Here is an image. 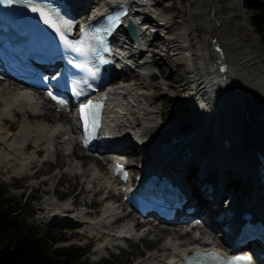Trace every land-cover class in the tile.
<instances>
[{"label":"bare ground","instance_id":"obj_1","mask_svg":"<svg viewBox=\"0 0 264 264\" xmlns=\"http://www.w3.org/2000/svg\"><path fill=\"white\" fill-rule=\"evenodd\" d=\"M101 1L102 6L94 11L95 14H99L114 2L119 3L120 0ZM121 1H126L131 6L130 16L136 26L139 39L132 42L130 53L118 54L122 60L120 63H124L126 68L122 73L115 74L116 80L108 85L105 91L106 124L120 139V154L127 160V154L132 150L140 158H143L145 151L153 152L154 155L162 152L169 156L172 151L186 145L192 149L194 159L182 165L172 164L180 173V178L186 179V185L192 188L191 180H198V177L205 175L207 180L215 183L216 197L223 191L219 196L221 198L227 190L236 191V188H232L231 181H237L242 190L241 195L237 194V198L240 203H244L246 195L251 192L249 188L253 187V184L248 186L250 181L245 169H254L253 152L259 150L264 153V106L252 97L253 85L250 84L256 78L260 83H264V66H257L260 61L257 59L258 56L246 52L245 56L235 57L231 61L217 44L212 47L214 48L212 55L221 64L218 66L192 64L189 59L192 44L187 34L181 47H176L183 50V55L187 57V75L182 80H187L186 84L189 85L187 89L197 85L195 105L203 104L205 108L198 118H195L201 126L188 135H181L178 133V130L182 129L181 122H173L164 127L161 120L156 118L159 110L148 104V85L136 81L135 77L132 78L127 73L131 71L130 65L146 73L147 70L150 71L149 64L155 63L160 67L162 62H167L168 58L165 56L173 50L179 32L170 31L171 26L168 24H157V17L150 15L154 8L147 2ZM90 3L89 15L93 13L95 5H99L95 0L91 3L93 6ZM160 28L163 34H160ZM123 34L120 32L117 35L116 43L124 44ZM151 45L156 47L155 53L151 56L154 59L147 61L145 55L151 52ZM215 68L220 69L221 80L215 75ZM20 86L14 80H0V150L2 151H0V171L14 177L36 178L39 172L33 169L41 167L45 170L56 159V163L65 164L68 170L65 177L68 180L75 179L81 184H86L88 194L108 193V197L114 198L117 202L116 193L107 191L112 190L114 186L106 163L92 156L89 162V155L79 151L73 115L58 111L45 100L41 101L39 93V96L32 97L29 92L20 89ZM225 89L232 91L225 93ZM21 115L26 118L18 121V129L13 132L6 123L16 122V118ZM134 119L137 122H134ZM136 127L138 129L133 135V129L136 130ZM208 133H211L212 140L210 148L205 147L204 141ZM245 136L250 141L246 137L245 142ZM225 138H229L232 143V149L229 151L222 149L221 143ZM246 143L249 146H246ZM140 161L143 160L140 159L138 162ZM201 162L208 164L204 166L203 173L194 166ZM176 175L178 176V173ZM57 178L58 174L42 178L35 187L38 183L44 182H51L53 185ZM35 182L31 181V183ZM57 182L60 180L58 179ZM106 196L104 195L103 198L107 201ZM259 196L264 203V196L261 193ZM43 206L40 210L46 209L48 213H52L50 225L71 227L76 233L84 234L88 231L92 236L95 235L100 241L95 249L96 260L102 258L106 251H114L116 248L112 244L120 242L122 235L129 237L128 244L144 239L149 244L152 239L163 241L157 250L139 256L133 264L160 262L178 264V259L183 256H193L199 248L206 250L214 249L216 246L222 256H227L224 248L221 247L225 244L224 240L219 239L213 226L202 227L201 233L204 236L193 237L190 232H181V225L177 228L176 225L155 224L147 232L142 231L143 235L140 236L132 225H119L117 224L119 220L112 222L113 218L121 213V206L112 202L102 205L98 217H92L87 212L81 211L77 204L71 210L70 205L59 202L56 197H45ZM51 206L55 207L51 209ZM151 235L154 237L150 238ZM214 243L217 245L215 246ZM104 245L110 246L105 248ZM125 250L126 247L121 252Z\"/></svg>","mask_w":264,"mask_h":264},{"label":"rangeland","instance_id":"obj_2","mask_svg":"<svg viewBox=\"0 0 264 264\" xmlns=\"http://www.w3.org/2000/svg\"><path fill=\"white\" fill-rule=\"evenodd\" d=\"M137 1L147 2L152 5L154 11L150 15L157 17V24H168L171 26L170 31H177L179 34L175 39L173 50L169 51L168 56H165L168 58L167 62H162L160 67L155 63L149 64L151 71L159 70L161 75L150 80L147 76L140 74V76H137L136 81L144 82L148 85V104H152L155 109L159 110L156 113L157 120H161L164 127L170 123L180 121L182 129H179L178 133L188 135L201 126L195 121V118H198V115L205 107H203V104L195 105L196 92L187 89L189 88V85L186 84L187 80H182L187 75V57L183 55V50L179 48L183 40H186L187 34H189V40L192 44L191 51L195 54L193 62L194 64L198 62V65H203L202 62L199 63L202 58L215 66L221 64L212 55L214 50L212 47L218 44L225 56H228L231 61L233 58H241L246 55V52H249L258 56L257 59L260 61L257 66H264V45L262 39L251 24V13L246 8L245 0ZM101 6L102 1L100 0L99 7ZM160 32V34H163L162 28H160ZM166 35L170 36L169 34ZM176 47L179 48L176 49ZM150 48H152L151 52L145 55L147 61H153L154 59L151 56L155 53L156 47L151 45ZM168 75H170V78H168ZM250 84L253 85L252 97L264 106V83H260L258 78H256ZM24 118L26 116L21 115L16 118V122L11 123L8 121L6 124L10 127V130L15 132L18 129V121ZM134 122H137L136 119H134ZM135 129H133V135L138 127ZM155 135L157 137V134ZM206 140L207 142L211 140V133L206 136ZM91 158L89 156V162ZM127 158L131 170L139 173L140 162L138 161L142 157L136 156L132 150L127 154ZM33 170L39 172L36 178L14 177L0 171V189L3 191V197L10 200L9 204L11 206L16 205L17 202L19 203L20 209H18L17 214L15 212V215L19 217L20 221L26 222V225L32 230L31 232L35 233L34 231H36V236H42L49 230L58 233L61 237H65V239L60 237L59 242L54 244V247L68 248L72 245L81 247L86 253L81 259L88 264H133L139 256L157 250L162 245V240L152 239L149 244L144 239L134 244H128L126 250L120 254L114 249V251L105 252L102 258L96 260L94 257L95 249L100 241L97 240L95 235L92 236L88 231H85L84 234L76 233L74 228L71 227L49 225L51 224L50 217L52 213H48L46 209L45 211L40 210L44 207L43 201L45 197H56L62 201H76V204L79 205L78 208L84 212L87 207L84 202L88 203L94 194H88L86 184H81L75 179L68 180L65 177L68 173L65 164L62 162L56 163V159L45 170L41 167H36ZM55 174H58V178L53 185H51V182H44L38 183L35 187V184L40 182L42 178ZM58 179L60 180V187L57 186L55 188L54 186ZM32 180L36 182L31 183ZM235 184L241 193L242 190L239 188V183L236 182ZM101 193H98L99 195L96 194L98 196L95 195L96 204L98 205L90 208L93 213L87 212L92 217H98L102 211L104 202ZM54 207L51 206V209ZM11 227H14V225L8 224L0 232V241L9 240L10 231L14 230ZM153 237V235L150 236V238Z\"/></svg>","mask_w":264,"mask_h":264},{"label":"trees","instance_id":"obj_3","mask_svg":"<svg viewBox=\"0 0 264 264\" xmlns=\"http://www.w3.org/2000/svg\"><path fill=\"white\" fill-rule=\"evenodd\" d=\"M245 5L251 13V24L264 45V0H245ZM9 201L0 189V232L6 225H14L9 240L0 241V264H88L81 259L86 254L81 247H54L61 237L58 233L47 230L44 235L36 236V231L31 232L26 222L15 215L20 209L19 203L11 206Z\"/></svg>","mask_w":264,"mask_h":264},{"label":"snow or ice","instance_id":"obj_4","mask_svg":"<svg viewBox=\"0 0 264 264\" xmlns=\"http://www.w3.org/2000/svg\"><path fill=\"white\" fill-rule=\"evenodd\" d=\"M32 11L33 12H39V15L41 16L43 22L46 25H48L49 27H51L58 34L60 33V28L61 27H65V28L70 27V25L67 24V22L63 21L62 19L54 20L52 15L50 13H48L47 11L37 9L35 7L32 8ZM61 39L63 40V42L66 45L68 44L67 40H64L62 35H61ZM70 47H74V46L70 45ZM49 95H51V93H49ZM77 95H79V93H77ZM53 99H56V97L53 96ZM58 102L59 103H63L62 101H58ZM98 107H99L98 104H94L92 101H88L87 104H84L80 108L81 116L84 119L86 125L88 124L90 117L91 118L95 117L96 109Z\"/></svg>","mask_w":264,"mask_h":264},{"label":"water","instance_id":"obj_5","mask_svg":"<svg viewBox=\"0 0 264 264\" xmlns=\"http://www.w3.org/2000/svg\"><path fill=\"white\" fill-rule=\"evenodd\" d=\"M128 34L130 35V37L134 40H138V35L137 32L135 30V27L133 24H129L128 26Z\"/></svg>","mask_w":264,"mask_h":264}]
</instances>
